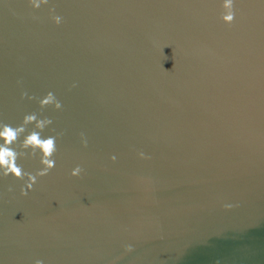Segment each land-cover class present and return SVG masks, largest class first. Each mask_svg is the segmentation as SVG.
I'll return each instance as SVG.
<instances>
[{
  "label": "water",
  "instance_id": "1",
  "mask_svg": "<svg viewBox=\"0 0 264 264\" xmlns=\"http://www.w3.org/2000/svg\"><path fill=\"white\" fill-rule=\"evenodd\" d=\"M222 2L0 0V124L63 132L27 196L0 178V264H264V0Z\"/></svg>",
  "mask_w": 264,
  "mask_h": 264
},
{
  "label": "clouds",
  "instance_id": "2",
  "mask_svg": "<svg viewBox=\"0 0 264 264\" xmlns=\"http://www.w3.org/2000/svg\"><path fill=\"white\" fill-rule=\"evenodd\" d=\"M28 6L33 12L39 10L42 6H48V18L53 25L59 26L64 22V18L57 13L55 4H49V0H27ZM222 23L231 25L236 16L235 0H223L221 5ZM15 15V13H14ZM23 19V17H19ZM32 20H39L38 16L32 15ZM18 85L22 84V81H17ZM75 87V84L72 85ZM27 96L26 92H21V99L23 100ZM29 100H38L39 108L41 110L51 108L53 111H59L62 108L61 102L57 99L53 92H48L43 98L35 96H28ZM53 121L49 117L38 118L37 113H29L24 115L22 121L18 126L11 124H0V178H8L11 176L14 180L24 181L23 186L20 189L21 196H27L39 178L46 176L55 166L54 156L57 152L56 141L63 135V132H57L55 135H49L44 137L42 135L46 128L52 125ZM33 125L31 131H28V126ZM52 131H55L54 129ZM27 132V135H24ZM21 136H24L22 142L19 145L20 151H17L13 145L17 143ZM82 147L88 146V140L85 133L79 134ZM34 156L37 153L40 155L41 168L35 173L25 172L23 167L17 163V161L25 156V154ZM137 157L142 160L150 159L149 156L143 152H138ZM111 162H115L116 157L113 155L110 158ZM84 169L82 166L77 165L70 172L72 178H79ZM9 192L12 188L9 187ZM237 205L223 204V208L227 211ZM133 250L132 245H125L124 251L131 252ZM34 264H43L42 260H35Z\"/></svg>",
  "mask_w": 264,
  "mask_h": 264
}]
</instances>
